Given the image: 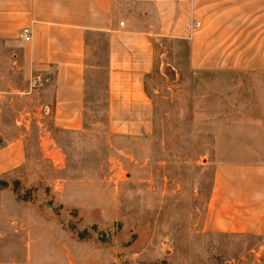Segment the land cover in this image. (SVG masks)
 I'll list each match as a JSON object with an SVG mask.
<instances>
[{
    "label": "rangeland",
    "instance_id": "rangeland-1",
    "mask_svg": "<svg viewBox=\"0 0 264 264\" xmlns=\"http://www.w3.org/2000/svg\"><path fill=\"white\" fill-rule=\"evenodd\" d=\"M154 26H134L148 109L109 108L108 38L87 34L83 132L56 129L0 61V148L25 144L0 175V264H264L263 237L204 231L216 166L264 163V73L199 70L191 41Z\"/></svg>",
    "mask_w": 264,
    "mask_h": 264
},
{
    "label": "crops",
    "instance_id": "crops-1",
    "mask_svg": "<svg viewBox=\"0 0 264 264\" xmlns=\"http://www.w3.org/2000/svg\"><path fill=\"white\" fill-rule=\"evenodd\" d=\"M147 18L161 35L191 41L199 70L264 73V0H0V50L10 47L0 61L7 76L22 78L25 94L41 93L56 129L83 132L90 32L108 38L109 108L148 109L150 46L134 29ZM27 27L33 39L24 43L18 34ZM36 77L50 82L35 87ZM24 162L22 135L0 148V175ZM204 231L264 238V163L216 166Z\"/></svg>",
    "mask_w": 264,
    "mask_h": 264
},
{
    "label": "built area",
    "instance_id": "built-area-1",
    "mask_svg": "<svg viewBox=\"0 0 264 264\" xmlns=\"http://www.w3.org/2000/svg\"><path fill=\"white\" fill-rule=\"evenodd\" d=\"M120 25H124V23L122 22ZM201 24L200 23H196L195 27H199ZM33 39V33H32V30L31 28L27 27V28H24L20 31V33L18 34V40L21 41V42H24V43H27V42H31ZM35 81V87H39V86H42L44 84H47L50 82V79L49 78H41V77H36L34 79Z\"/></svg>",
    "mask_w": 264,
    "mask_h": 264
},
{
    "label": "water",
    "instance_id": "water-1",
    "mask_svg": "<svg viewBox=\"0 0 264 264\" xmlns=\"http://www.w3.org/2000/svg\"><path fill=\"white\" fill-rule=\"evenodd\" d=\"M170 70H169V76L170 77H173V78H175L176 77V72H175V70H173L172 68H169Z\"/></svg>",
    "mask_w": 264,
    "mask_h": 264
}]
</instances>
